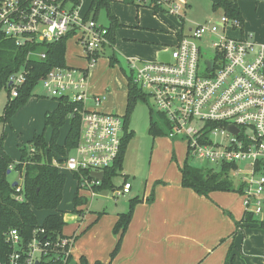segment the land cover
I'll use <instances>...</instances> for the list:
<instances>
[{
	"label": "built area",
	"instance_id": "built-area-1",
	"mask_svg": "<svg viewBox=\"0 0 264 264\" xmlns=\"http://www.w3.org/2000/svg\"><path fill=\"white\" fill-rule=\"evenodd\" d=\"M153 3L182 18V5ZM242 27V20L222 12L185 32L175 31V44L162 51L169 55L167 62L126 57L127 78L151 101L149 111L162 115L164 136L183 140L187 155L217 165L209 170L226 172L239 188L243 212L259 219L264 207V42L243 33ZM67 33L81 48L86 67H53L38 83L49 97L77 104L73 111L79 118L78 142L52 163L59 171H70L77 189L88 191L93 199L100 192L95 188L118 159L124 134L123 115L100 110L104 96L87 88L88 71L106 47L112 48L108 29L81 11V0H0V36L17 46L54 42ZM202 48L212 57H203ZM36 55L44 58V53ZM27 72L21 68L9 76L10 97L17 96ZM91 172H101L102 178ZM14 186L21 199L20 182ZM113 187L108 198L115 200L130 192L131 183L123 180ZM43 231L35 229L23 248L16 229H10L12 250L5 264L65 262L73 238L41 239L36 234Z\"/></svg>",
	"mask_w": 264,
	"mask_h": 264
},
{
	"label": "crops",
	"instance_id": "crops-1",
	"mask_svg": "<svg viewBox=\"0 0 264 264\" xmlns=\"http://www.w3.org/2000/svg\"><path fill=\"white\" fill-rule=\"evenodd\" d=\"M230 1H235L240 10L243 21L242 32L251 34L257 42H264V0ZM121 3L127 2L111 0L109 4L112 15L119 23V28L115 29L114 36L121 30L124 22L119 12ZM87 10L85 11L87 12ZM216 10L214 12L218 13ZM97 20L105 25L103 21L98 18ZM140 32L142 35L149 34L148 31ZM173 33V37L163 38L164 40L159 44L162 47H158L156 43L151 44L153 45L152 49L148 48L144 51L143 46L138 47L139 54L148 60L159 58L160 53L166 50V45L171 46L172 43L176 42L177 35L175 32ZM75 45L72 47L73 51L70 50L72 54L74 53L72 61L75 63L68 62L67 65L83 69L86 67V62L81 57V48L77 44ZM115 48L116 40L114 37V43L110 49L114 51ZM67 51H69L68 47ZM81 58L84 63L81 62ZM98 61L100 63L95 67V70L90 69L91 71L89 70L87 73V88L93 94L104 96L103 101L98 106L99 109L118 114L124 108L125 112L126 94L123 105L116 89L113 88L112 90L106 81L100 84L98 80L102 74H112L109 58L104 60L100 56ZM118 79L121 83V79L119 77ZM125 84L122 87V81L118 88L120 90L124 88L127 92V85L125 87ZM29 99L18 111L29 107L28 104L33 101V99ZM56 104V100L53 103H44L42 105L44 114L53 110ZM131 130L133 136L127 144L120 170L123 180L131 183V189L129 195L123 199L121 206L118 208L115 203L116 207L105 208L104 201H102L99 209L102 212L101 215L89 217L88 223L94 221L89 225L87 222L83 224L87 212L81 214L72 212L67 217L62 211L65 221L62 233L73 238L70 248L73 264H79L80 257H84L87 264H95L96 261L102 264H223L231 243L235 246L233 249L235 264H264V230L258 229L256 226L247 228L245 225L236 229L235 223L242 219L244 213L240 195L237 192L226 191H211L208 195H202L190 188L183 187L179 171L182 162L178 164L175 153L174 155L171 154L177 150L178 143L161 136L153 137L149 133L156 149L151 151L150 163L142 175L141 170L132 164L134 160L141 157L138 151L136 153L130 151V145L133 146L136 140L135 132L133 129ZM43 131L45 138L48 139L50 128H43ZM58 143L61 144L62 141L58 140ZM166 148L168 149L167 153H165ZM18 154L19 160L20 151ZM171 156L172 160L170 161L169 157ZM160 159L164 163L159 164ZM138 176L140 182H137L139 185L136 186V177ZM132 198H138L139 201L134 205L131 219L123 233L119 249L114 258L110 260L109 254L118 238L117 234L115 235L112 231L113 226L118 215L123 213L121 211L128 210V201ZM99 201L96 200L95 207ZM39 211H35V214ZM45 212L46 216L48 212ZM68 221L72 224H68Z\"/></svg>",
	"mask_w": 264,
	"mask_h": 264
},
{
	"label": "trees",
	"instance_id": "trees-1",
	"mask_svg": "<svg viewBox=\"0 0 264 264\" xmlns=\"http://www.w3.org/2000/svg\"><path fill=\"white\" fill-rule=\"evenodd\" d=\"M111 0H91L86 16L97 20V14L100 9L106 10L109 25L108 37L111 43H114V32L119 26L115 17L110 13L109 4ZM127 3H134V0H122ZM150 0L149 6L154 11L160 9V6ZM138 6V5H137ZM213 10L222 9V11L231 18L242 20L240 10L235 1L230 0H211ZM72 34L67 33L59 40L54 42H41L24 46H17L12 40L0 36V90L7 91V101L3 108V114L0 115V122L10 123L11 116L22 106L27 99L33 95V89L39 79L53 67H62L65 64L66 41L71 38ZM44 53V58L36 55ZM114 57H109V64H113ZM25 68L28 70L25 82L18 89L16 97H10L9 76ZM55 99V98H54ZM144 100L143 93L140 89L131 83L127 78V96L125 112L123 114L124 134L122 137L121 149L118 159L114 166L106 171L102 184L96 187V191L111 190L114 188L112 177L121 170L123 156L127 144L133 136V131L129 128V120L135 103ZM56 107L44 114V128H50V136L45 138L44 132L34 133L28 141L29 147H19L20 157L14 162L10 155L4 150L2 140L5 133L0 139V264L8 261L11 253L7 235L10 229H16L22 239L23 248L27 247L35 229H43V233L36 234L41 239L56 240L65 235L62 233L65 221L63 212L58 209L62 200V191L65 183V176L52 163L53 158L64 156L66 150H72L79 139V118L74 113L76 103L69 101L65 97H58ZM69 114H72L69 116ZM150 119L148 124V133L153 136H162L165 134L164 119L158 114L160 123L153 120L152 111H149ZM68 122V130L64 136L63 142H57L60 135V129ZM16 171L21 175V199L16 198L15 186L7 178V170ZM181 174V185L192 189L198 194L208 195L211 191L237 192L239 188L234 187L232 181L228 179L226 172H214L212 170H202L201 167L189 164L186 160L179 167ZM74 176V175H73ZM75 178V177H74ZM18 182V181H17ZM139 201L138 198H132L128 201V210L120 213L113 226V233L117 236V241L109 254L112 260L117 253L123 233L125 232L132 216L134 205ZM73 211L79 213L76 207L86 202V199L80 198L77 192L74 193ZM47 211L48 214L42 222H38L35 211ZM98 214L102 212L97 211ZM81 214V212L79 213ZM256 224L259 229L264 230V219H257L252 215L243 213L241 220L236 221V229L244 225ZM72 237V236H67ZM234 244L231 243L227 250L223 264H235ZM66 250V247H65ZM61 260V259H60ZM55 261V264H73L71 254L67 255L65 262L62 260ZM79 264H87L84 257L79 258ZM95 264H102L96 261Z\"/></svg>",
	"mask_w": 264,
	"mask_h": 264
},
{
	"label": "rangeland",
	"instance_id": "rangeland-1",
	"mask_svg": "<svg viewBox=\"0 0 264 264\" xmlns=\"http://www.w3.org/2000/svg\"><path fill=\"white\" fill-rule=\"evenodd\" d=\"M90 1L91 0H81V11L87 10ZM119 1L121 2V0ZM171 1H174L175 3L182 5V8H181L182 18L179 17L178 15H171L169 13H166L164 10L154 11L152 7L148 5L150 0H134V3H121L120 4L121 9L119 10V12L124 22L122 24L121 30H119L114 36L116 40V48L113 51L109 47H106L103 53H101V56L104 58V60L108 59L109 57L115 58L114 63L110 65L112 66L111 68L112 74L111 75L102 74L101 77L98 78V80L100 84L106 81V84H109V86L112 87V90L113 88H115L116 93L119 94L118 97L120 99V102H122L123 105L125 102L124 96L125 94L127 96V92L124 90V88L120 90L118 87H120V84L122 83V81H123L122 87H124L125 83H126L125 87L127 85L126 79L129 73V69H128V66H126V57H134V58L148 60L146 57L141 56L139 54L137 50L138 47L143 46L144 48L143 51L148 48L152 49L153 47V45H151L152 43H156L157 46L159 47L160 42L164 40L163 38L168 39L174 36L173 32L178 31V30L185 32L186 29L189 26H192L194 23L203 22L204 20L208 19L211 16L217 17L223 12L222 9H219V8L217 9L218 13L214 12V10L212 9L210 0H169V2ZM109 10H110V7H109ZM110 13L112 14L111 10H110ZM97 17L100 21H103L105 25L107 24L106 26L109 25L110 21L108 19L106 10L104 8L99 10ZM125 24H128L130 26L127 27ZM140 31H146V32L148 31L149 34L142 35L141 34L142 32ZM75 44L76 43H75L74 37H71L66 41V51H65V64L66 65L68 62L75 63L72 61V57L74 53L72 54V52L70 51L72 50V47ZM174 44L175 42L172 43L171 46L166 45L167 46L165 48L166 51H170ZM67 47L69 48V51H67ZM206 55H208L209 57H212V53L206 52L202 48V56L205 57ZM67 56H68V59L66 60ZM99 61L96 63V66H94V68L92 69L95 70V67H97V65H99L100 63ZM81 62L84 63L82 58H81ZM201 67L203 68V65H201ZM114 73H117V74H114ZM118 77L121 79V83ZM29 98L33 99V101L28 104L29 107L27 106L24 110L18 111V109L21 107L20 106L15 111V113L11 116L10 123L0 122V139H1L2 134L5 133V136L2 140L3 148L11 156V158L14 161L18 160L19 147L21 146L29 147L28 141L31 139L33 134L44 132L43 131L44 109H42L44 107L42 105L44 103L48 104L49 102L50 103L55 102V99L49 97L46 94V92L43 90L40 83H37L35 85L33 89V95H31ZM6 101H7V91L5 89H1L0 90V115L3 114V108L6 104ZM41 101L42 103H39ZM150 104H151V101L149 99L147 100L141 99L137 101L135 103V106L133 108V111L131 113L130 120H129V127L134 130L135 139H136L135 142L133 143V146L130 145V151L132 153L133 152L136 153L138 151L141 157V158H138V160H134L132 164H135L137 168L141 170L142 175L144 174V172L146 171V168L148 167V164L150 163L151 151H153L154 148L156 149V147L152 143V137L147 132V127H148L149 118H150L149 117ZM123 113H124V108H122L118 112V114H123ZM151 116L153 117V120L160 123V120L158 119V115L155 112H152ZM68 124L69 123L66 122L60 129V135L58 137L59 141L63 142L64 135L66 134L68 130ZM46 132L47 130L45 131V133ZM161 137L167 138L164 135H162ZM171 141H176L178 143L176 146L177 150H174L173 152H171V154L173 155L175 153L176 162L178 164H180V162L183 163L186 160L189 164L201 167L202 170L204 169L208 170L210 167H214V168L217 167V165L215 164L200 161L199 159L195 157L187 155L183 140L174 139ZM167 152H168V149L166 148L165 153ZM169 160L170 161L172 160V156L169 157ZM173 160L175 161L174 158ZM161 163H164L162 159L159 160V164ZM61 172L65 176V183H64V188L62 191V200L58 207L61 211L64 212V214L67 215V217L72 212L76 213L73 211L74 208H73V202H72L73 193H74V190L76 189L75 192H77L78 196L80 198L86 199V202L76 207V210L79 211V213L87 212L86 216L84 217L83 224L87 222L89 217L94 216V215L95 216L101 215L97 213V211L99 210H95L96 200L104 201L105 208H114L116 207V205L119 208L121 204L123 203V199L129 195V194H126L124 196H119L117 199L113 200L112 198H108L111 191L106 189V190H102L98 192V194L92 199L88 191L77 189L76 180L70 171L62 170ZM7 178L11 182L20 181L21 175H19L16 171H11L8 173ZM122 180H123V177L118 174L114 175L111 179L112 184L114 185H119L122 182ZM137 182H140L139 176L136 177V186L139 185ZM126 210L127 209L121 212H125ZM45 213H46L45 211H39L36 213L39 223L42 222L45 216ZM79 213H76V214H79ZM258 218L264 219V207H263L262 213H260V216ZM93 222L94 221L88 223V225L92 224ZM68 224L71 225L72 222L68 221ZM255 225L256 224L250 223L246 227L249 228Z\"/></svg>",
	"mask_w": 264,
	"mask_h": 264
},
{
	"label": "water",
	"instance_id": "water-1",
	"mask_svg": "<svg viewBox=\"0 0 264 264\" xmlns=\"http://www.w3.org/2000/svg\"><path fill=\"white\" fill-rule=\"evenodd\" d=\"M159 59L167 62L169 60L168 53H166V52L160 53ZM208 64L211 66L212 65V61H208ZM9 172H10V170L8 169L7 173H9ZM90 174H91V176H94V177H96L98 179L102 178V173L101 172H98V173L91 172ZM14 185H16V181L12 182V186H14ZM101 203H102V200L99 201L98 205L95 207V210H99L100 209Z\"/></svg>",
	"mask_w": 264,
	"mask_h": 264
}]
</instances>
